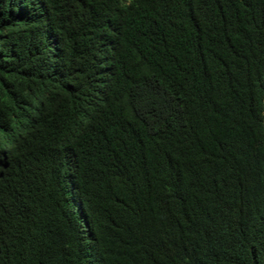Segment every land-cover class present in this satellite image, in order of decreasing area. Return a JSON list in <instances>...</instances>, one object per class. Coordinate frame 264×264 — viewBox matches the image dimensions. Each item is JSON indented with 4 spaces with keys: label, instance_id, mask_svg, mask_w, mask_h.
Masks as SVG:
<instances>
[{
    "label": "trees",
    "instance_id": "obj_1",
    "mask_svg": "<svg viewBox=\"0 0 264 264\" xmlns=\"http://www.w3.org/2000/svg\"><path fill=\"white\" fill-rule=\"evenodd\" d=\"M0 264H264V0H0Z\"/></svg>",
    "mask_w": 264,
    "mask_h": 264
}]
</instances>
